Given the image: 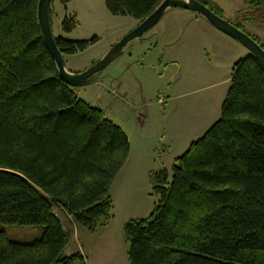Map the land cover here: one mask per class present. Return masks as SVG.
Instances as JSON below:
<instances>
[{
  "label": "trees",
  "instance_id": "16d2710c",
  "mask_svg": "<svg viewBox=\"0 0 264 264\" xmlns=\"http://www.w3.org/2000/svg\"><path fill=\"white\" fill-rule=\"evenodd\" d=\"M40 1L0 0V264H87L81 252L65 255L71 234L56 211L90 231L111 220L110 188L131 144L59 73ZM164 1L106 0V7L142 23ZM197 1L227 20L216 3ZM244 2L248 12L227 21L264 49L245 27L264 0ZM78 26L71 16L63 30ZM98 41L56 44L65 56ZM176 162L171 182L167 170L152 175L158 202L149 218L124 228L130 264H264V65L254 56L235 64L222 118ZM2 225L40 227L43 236L12 242Z\"/></svg>",
  "mask_w": 264,
  "mask_h": 264
},
{
  "label": "rangeland",
  "instance_id": "374dc122",
  "mask_svg": "<svg viewBox=\"0 0 264 264\" xmlns=\"http://www.w3.org/2000/svg\"><path fill=\"white\" fill-rule=\"evenodd\" d=\"M208 1L219 5L231 22L248 12L244 0ZM51 11L55 39L99 40L84 52L64 56L66 69L73 74L90 69L141 24L133 17L112 15L106 0H70L68 5L54 0ZM71 16H77L79 26L67 34L63 23ZM253 16L256 22H247L246 30L264 44V8L256 9ZM246 51L204 17L170 10L142 40L128 45L123 56L93 83L72 87L81 100L102 110L122 128L132 152L110 188V224L101 226L108 223L105 221L90 231L77 228L70 218L73 235L66 256L81 252L87 264H130L124 228L131 220L152 214L158 202L152 175L167 170L171 182L176 160L222 118L235 64L245 58ZM56 213L69 232L61 211ZM1 228L17 243H33L43 236L42 228L35 226Z\"/></svg>",
  "mask_w": 264,
  "mask_h": 264
},
{
  "label": "water",
  "instance_id": "95a60500",
  "mask_svg": "<svg viewBox=\"0 0 264 264\" xmlns=\"http://www.w3.org/2000/svg\"><path fill=\"white\" fill-rule=\"evenodd\" d=\"M53 0H41L39 4V21L43 37L48 49L53 55L59 73L71 86L82 87L99 77L107 68L117 62L124 54L128 45L140 41L149 33L171 9H182L204 17L220 32L243 45L258 61L264 65V49L252 37L238 29L227 20L217 16L206 5L197 0H165L148 19L143 21L135 30L119 41L98 63L80 74L70 73L65 66L64 56L59 50L52 31L50 8Z\"/></svg>",
  "mask_w": 264,
  "mask_h": 264
},
{
  "label": "crops",
  "instance_id": "0c3cea01",
  "mask_svg": "<svg viewBox=\"0 0 264 264\" xmlns=\"http://www.w3.org/2000/svg\"><path fill=\"white\" fill-rule=\"evenodd\" d=\"M171 10H175V9H171ZM176 10H179V9H176ZM170 11V10H169ZM186 11V10H185ZM193 13V12H192ZM197 18H202V17H198V15L196 14V13H193ZM206 20V19H205ZM207 21V20H206ZM208 22V21H207ZM209 23V22H208ZM210 24V23H209ZM211 25V24H210ZM212 26V25H211ZM213 28H215L214 26H213ZM210 30V29H209ZM217 30V29H216ZM248 55H250V53H249V51L247 50L246 52H244V56L243 57H246V56H248ZM132 152V151H131ZM130 155H131V153H130ZM129 159H130V157H129ZM128 162H129V160H128ZM127 162V163H128ZM126 166H127V164L124 166V168L122 169V171L126 168ZM122 171L120 172V174L122 173ZM119 174V175H120ZM118 175V176H119ZM118 179V177L116 178V180ZM115 180V181H116ZM60 211V210H59ZM61 213L63 214L62 216L64 217V219L66 220V222H67V226L69 227L68 228V230H69V233L71 234V238H72V235H73V232H72V229L71 228H73V224L70 222V217L66 214V213H63L62 211H61ZM61 219V218H60ZM62 220V219H61ZM63 222V221H62ZM65 222V221H64ZM75 224V223H74ZM110 224V221H108V223L106 224H102L101 226H106V225H109ZM76 225V224H75ZM76 227H77V225H76ZM78 228V227H77ZM99 228V227H98ZM76 232H77V230H76ZM75 232V233H76ZM75 235V234H74Z\"/></svg>",
  "mask_w": 264,
  "mask_h": 264
}]
</instances>
